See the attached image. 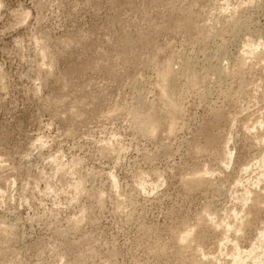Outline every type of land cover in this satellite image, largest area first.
<instances>
[{"label":"rangeland","instance_id":"374dc122","mask_svg":"<svg viewBox=\"0 0 264 264\" xmlns=\"http://www.w3.org/2000/svg\"><path fill=\"white\" fill-rule=\"evenodd\" d=\"M255 41L264 0H0V264H264ZM167 58L180 116L150 136L129 112L165 110Z\"/></svg>","mask_w":264,"mask_h":264},{"label":"bare ground","instance_id":"6f19581e","mask_svg":"<svg viewBox=\"0 0 264 264\" xmlns=\"http://www.w3.org/2000/svg\"><path fill=\"white\" fill-rule=\"evenodd\" d=\"M151 2H152V0H150ZM149 2V1H148ZM211 12V11H210ZM208 14V13H207ZM235 17V16H234ZM209 21V20H208ZM228 21V20H227ZM181 26V25H180ZM184 28V27H183ZM215 31V30H214ZM192 32V31H191ZM211 35V34H210ZM257 38V37H256ZM261 40V39H260ZM131 41V40H130ZM253 42V41H252ZM256 42V41H255ZM254 42V43H255ZM253 43V44H254ZM257 44L254 46L252 43L250 44V45H253L252 47H250V45H249V49H248V55H255L256 54V51H257V48L259 47V46H262L264 43H261L262 45H259L258 46V44L260 43H258V42H256ZM258 46V47H257ZM130 47V46H129ZM244 47V46H243ZM260 49V48H259ZM171 50V49H170ZM240 54V53H239ZM242 54V53H241ZM245 54V53H244ZM260 54V53H259ZM129 56V55H128ZM213 56V55H212ZM244 56V55H243ZM263 56V55H262ZM246 57V56H245ZM168 58H170V57H168ZM167 58V60L166 61H164L163 63H162V65L161 64H157V67H156V78L158 79V80H156V82H157V85H158V89H159V92H158V95L160 94V96H161V101H162V99H165V100H167L166 101V103H165V100L163 101L164 103H165V105H166V108H165V110L164 111H161L162 109H159L161 112H159V115L157 114V104L156 103H152L153 102V100L152 101H150V103H152V105L150 106V107H147L148 109H145V110H139L141 107H137V106H135L134 105V107L133 108H131L130 109V114H131V119L134 121V125H135V123L137 124L136 126L138 127V129L141 131V133H144V134H149L150 136H152V135H154L156 132H157V129H158V127L160 128L161 127V125H163V124H165L166 126H167V130L169 131V133L174 129V127H175V125H176V121H177V119H178V116H180V113H179V107H178V105H180L179 103H178V100H177V96H176V94H177V91H176V88H177V83H176V76H177V71H176V69L173 67V64L171 63V61L172 60H170V59H168ZM232 58V57H231ZM185 59V58H184ZM164 60V59H163ZM262 60V59H261ZM258 61V60H257ZM258 62H260V61H258ZM160 63V62H159ZM222 63V62H221ZM221 65V64H220ZM242 65V64H241ZM222 66V65H221ZM177 67V66H176ZM214 68L215 67H217V66H213ZM213 67H210V68H213ZM183 70L182 71H184L185 72V74L189 77V81L191 82V85L193 84V85H196V83L197 82H199L198 81V78L200 77V75H199V77H197V73L195 74V72H194V69H193V65H192V63L190 62V63H188V64H185L184 66H182L181 67ZM252 69V68H251ZM210 70V69H209ZM228 70V69H227ZM241 70V69H240ZM214 71H216V70H214ZM223 71H224V69H223ZM222 72V68L221 67H219L218 66V68H217V71L215 72V74L216 73H221ZM226 73V72H225ZM214 77V76H213ZM230 78V77H229ZM204 79V78H203ZM242 86V85H241ZM194 87V86H193ZM214 88V87H213ZM216 90V89H215ZM139 93H141V92H139ZM143 93V92H142ZM204 94V93H203ZM138 95V94H137ZM141 95V94H140ZM139 99V98H138ZM156 99H160V97L159 98H156ZM223 99V98H222ZM137 100V99H136ZM146 100H148L147 98H146ZM137 102V101H136ZM154 102H156V101H154ZM126 104V103H125ZM134 104V103H133ZM146 104V103H145ZM155 104H156V106H155ZM159 104V103H158ZM127 105V104H126ZM129 105V104H128ZM137 105V104H136ZM160 105V104H159ZM158 105V106H159ZM164 105V106H165ZM215 105V104H214ZM124 106V105H123ZM130 107H131V105H129ZM146 106V105H145ZM115 108H113L111 111H109L108 113L109 114H107L108 116L109 115H111L114 111V109H117V110H119L118 109V107H116V106H114ZM126 107V106H125ZM209 107V106H208ZM159 108V107H158ZM161 108V107H160ZM124 109H126V108H122L121 110H123V111H125L126 112V110H124ZM180 111H181V109H180ZM122 112V111H121ZM106 115V114H105ZM258 124V123H257ZM133 125V124H132ZM135 126V127H136ZM164 126V125H163ZM136 127V128H137ZM253 127V126H252ZM263 127H264V125H263ZM137 129V130H138ZM257 133V132H256ZM263 136V135H262ZM229 139V138H228ZM260 141V140H259ZM263 141V140H262ZM262 143V142H261ZM226 144H227V142H226ZM260 144V143H259ZM263 145V144H262ZM228 146V145H227ZM226 148V147H225ZM231 151V150H230ZM229 150H228V154H226V155H230L231 154V152H230ZM224 152H226V151H224ZM229 157V156H228ZM255 161V160H254ZM264 165V164H263ZM264 167V166H263ZM246 168V170H247V168L248 167H245ZM203 171H205L204 173H206V172H208L207 170H203ZM203 171L202 172H200V173H193V176L192 175H190L191 177H190V181H193L192 179H194L195 180V182H196V180H198V182H201V184L202 185H204L203 183H202V180H205V177L206 178H208L207 176H204L203 177ZM212 174V173H211ZM264 174V173H263ZM214 175V174H213ZM261 177V176H260ZM113 180V179H112ZM188 180V181H189ZM189 181V182H190ZM207 181V179L205 180V181H203V182H206ZM210 182V181H209ZM191 183V182H190ZM141 184H143V183H141ZM144 184H146L145 182H144ZM151 184V183H150ZM157 184V183H156ZM206 184V183H205ZM210 184V183H209ZM154 185V184H153ZM196 185H197V182H196ZM199 186H201V185H199ZM143 187H145V186H143ZM247 189V188H246ZM242 191V190H241ZM247 191H249V190H247ZM259 191V190H258ZM244 192V191H243ZM259 193V192H258ZM262 193V192H261ZM251 193L250 192H247L246 193V191H245V193L241 196V197H244V198H249L248 196L250 195ZM263 194H264V192H263ZM243 199V198H242ZM250 199V198H249ZM251 199H253V197L251 198ZM243 200H245V199H243ZM246 201V200H245ZM250 201V200H249ZM207 207V206H206ZM205 210V209H204ZM207 210V209H206ZM210 209H208V211H209ZM210 213H212V211H210ZM209 213V215L212 217V214H210ZM206 214H207V211H206ZM214 214V213H213ZM208 215V216H209ZM207 216V215H206ZM231 216H234V215H231ZM237 216V215H236ZM236 216L234 217V218H236ZM210 217V218H211ZM230 217V216H229ZM247 217V216H246ZM245 217V218H246ZM237 218H238V216H237ZM245 218H238L239 219V221H238V223L237 224H234L233 223V225H230V224H228V223H225L226 221L224 220V223L223 222H221V223H219V222H217V223H212V226H214V228H218V226L220 225L221 226V228H223V229H225V230H227V231H229V228L234 232V234H241L242 233V230L245 228L244 226H246V223L248 222V221H245L244 222V219ZM212 219V218H211ZM208 220H210V219H208ZM237 220V219H236ZM209 223V222H208ZM223 223V224H222ZM248 224V223H247ZM246 229V228H245ZM4 232V231H3ZM190 232H191V230L190 231H185V233H183L181 236H180V241H192V239H191V237H190ZM204 237V236H203ZM257 237L259 238V240H261V241H263V245H264V229L263 230H259L258 231V234H257ZM199 240H201V238L199 239ZM223 243V242H222ZM220 244V245H222L220 248H222V250L225 248V246L223 245V244ZM226 245V244H225ZM221 250V249H220ZM227 252V251H226ZM225 252V253H226ZM220 253V252H219ZM243 251H240V248L237 246V245H235V247H234V251L233 252H230V255H229V261H227L225 264H240V263H242V261H243ZM226 255V254H225ZM228 255V254H227ZM224 256V255H223ZM213 259V258H212ZM219 259V258H218ZM218 259H217V262H218ZM205 260V259H204ZM214 260V259H213ZM208 261H212L211 259L210 260H208ZM208 261H206L207 263H209ZM216 262V263H217ZM204 262H203V260L202 261H200L198 264H203ZM211 263V262H210ZM213 264H214V261L212 262Z\"/></svg>","mask_w":264,"mask_h":264}]
</instances>
